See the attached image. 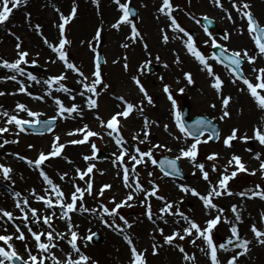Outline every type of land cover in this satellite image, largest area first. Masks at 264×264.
Segmentation results:
<instances>
[{
  "label": "snow or ice",
  "instance_id": "6c2138e0",
  "mask_svg": "<svg viewBox=\"0 0 264 264\" xmlns=\"http://www.w3.org/2000/svg\"><path fill=\"white\" fill-rule=\"evenodd\" d=\"M28 0H0V26H4L12 15L14 9H19L27 5ZM116 4L120 15L111 24V27L116 30H120L122 25L129 26L130 33L126 37V42L121 46L124 49H128L130 44H135L137 42H143L144 37L142 33L138 30L137 25L134 21V17L137 15L136 9L132 6V0H113ZM190 2V0H189ZM212 2L220 8H223L221 0H212ZM92 3L99 8V0H92ZM172 0H160L159 6L156 11L160 15L167 18L168 24L166 25L171 31L177 35H174L172 39H180L185 45L186 51L202 66V70L207 72L210 79V87L217 93L220 105L221 114L219 120L223 121L231 117V112L229 111V104L232 101L231 95L223 94V84L224 81L213 70V65L209 63V57H207L198 47L193 37L185 30L184 27L177 21V18L173 15L175 8ZM231 8L236 11L239 19L244 23L237 27L236 31L239 34H243L245 31L249 34L250 38L253 40L255 48L258 49V54H250L247 48H239L231 50L230 55H225V46L219 44L216 38L213 36L212 32L208 30V26L204 25V31L210 38L205 43H210L211 46L221 49L219 54L213 53L211 56L212 60L225 65L233 74L232 83L237 81H242L246 88H241L240 91H246L252 100L255 102L256 107L264 112V67H253L252 72L255 74L254 80L247 78L243 72L242 64L247 62L249 65H254L258 57L264 58V25L256 18L252 11V5L250 0H231ZM59 14V22L57 23L58 28V38L55 43L50 42L49 39L44 36L41 31V25L35 24L31 25V14L25 13V19L29 23L30 27H33L42 37L43 43L56 54V60L63 63L67 70L75 73L78 76L77 83L81 86V91L77 94L84 98V107L80 104L72 103L70 106H66L64 102L59 98L52 96V89L54 85H57V91H62L64 93L70 94V99L75 101L76 95L71 94L72 89L67 87L62 81H64L67 76L65 72H61L57 75H51L47 79L41 81L36 75L27 71L22 65H27L29 63L36 64L37 60H29V52L24 50L22 47L23 41L15 33H10L14 36L17 43L15 44L16 58L13 60H8L0 57V68L7 69L13 72V75L0 76V80H11L19 84L18 91L20 93H25L28 96L33 97L37 100H44V96H33V93L28 91L27 86L23 80H18L19 76H26L29 81H34L37 84L43 82L47 85L46 95L51 97L56 105L57 115L51 116L46 120H41L43 114L41 112L32 111L23 103H17L16 109L20 112L27 113L28 117L32 119L18 118L16 114H9L6 110H0V115L6 117L5 126L0 127V134L7 133L10 131L8 125H14L18 131L14 134L18 137L20 133L25 132L28 128H36L39 125H43V128L49 132L53 131L55 121L58 118L67 119L68 117L75 114L76 116H82L84 108L88 110H96L99 108L98 99L103 91H106L110 85L104 82L102 76V57L98 50V43L102 38V22L101 26L98 27L89 41H82V43H87L88 48L93 53V66L92 71L89 75L77 66L76 63L72 62L69 58L67 47L71 46L72 41L66 35V26L72 21L77 15V5L75 0L71 6L70 12L66 15L60 11L59 8L55 9ZM227 14V19L235 24V20L230 11L224 9ZM159 19V16H157ZM208 20V24L212 21ZM199 23V21H197ZM161 38L162 41L167 44L170 40L169 34L163 28H161ZM223 39L225 41L230 39V34H226ZM130 42V43H129ZM143 49L147 52L148 44L146 42L142 43ZM151 55V53H148ZM39 55V53H37ZM123 68L125 71L128 70L127 56L124 58ZM159 60V56L156 57ZM56 60H51L52 63H56ZM227 61V64L225 62ZM118 61L114 60L113 63ZM106 63V61H104ZM150 63L145 61L138 67V72L142 73L145 70V66ZM175 63L180 64L181 60L179 55L176 56ZM165 67L168 65L165 64ZM187 83L189 85L194 83L193 76L191 72L183 73ZM133 83L137 86L139 92L142 94V100L138 103H133L125 99L124 96H116V100L121 102V107L119 110L114 111L110 116L105 119L100 116L98 112L94 113L99 125L104 129V133L92 130L88 124H84L82 127L76 128L73 131L66 133L68 136H75L81 134L79 139H71L64 143H61V138L59 135H55L51 144V148L48 152L39 151L35 159L28 158L25 156L15 155L20 159L26 161L27 165L31 168L38 170L39 176L42 178L44 184L49 186L48 188L42 189L44 194H39L36 192L35 188L30 190V195L38 202H42L44 209L41 211L35 207H32L29 203L27 197L21 199L20 192H14L15 196V207L22 213L21 217H15L13 212L0 209V227H4L8 222H12L15 228V232L8 235H0V241L3 245H0V264H15V261H21V264H98V261L93 260L89 255L84 254L81 251V247L78 245L77 241L83 239L86 242H90L96 236V233L91 229H88L86 235L81 237L77 231L78 225L72 222L71 213L73 212H91L97 213L99 210L100 219L103 221L106 227L113 229L114 231L123 235L124 241L127 242L130 251L129 264H147L146 252L147 249H138L133 241V237L128 233L127 230H131L136 220L129 221L124 215L120 213V209L127 206L133 207L135 201V196L138 193L144 194V199L135 201L139 203L140 206L144 208L143 215L148 221H150L154 227L152 229L153 233H159L163 239V243L166 245H174V247L182 254L183 260L191 261L192 264H197V258L195 254H189L185 248L180 244H174L176 240H184L186 237H191L190 243L196 245L197 240H201L206 247H201L197 245L199 250L204 253L210 260V264H238L239 257L247 254L249 252V245L251 241L247 238H242L240 234V229L237 222L241 221V212L237 204H232L230 207L231 213L234 214V221L230 220L227 216H224L225 208L220 207L214 200L222 196H232L234 193L229 188V181L237 176L239 172H249L245 163L242 162L240 155L232 154L231 158L227 161L223 170L220 171V176L218 180L213 183L209 180V171L206 170L205 163L198 162V145L201 143H207L210 140L216 139L220 140L219 130L212 126L205 118L193 120L189 126L182 117L181 111L177 108V101L173 96V92L170 90V86L165 84L163 86V92L167 94V98L171 101L172 109L174 111L175 126L178 129L180 135L173 136L176 141L183 142V146L178 148V154L173 159L165 158L161 162V171L165 176H172L180 174V168L178 167V161L187 158L192 164L193 168L201 173L202 179L208 182V189L206 193L202 194L195 187L187 184H179V190L184 194H190L191 196L197 197L201 202L203 208L209 218L204 222L202 227L193 218L188 216L185 212L180 210V204L182 200L171 201L165 196L159 195V184L155 180H149L148 183L150 187L148 189L144 188L143 184L140 182L139 174L136 173V166L143 165L145 168L148 167L149 162L152 165L157 164V160L154 157V151L157 149L172 152L173 149L164 143H152L149 140L150 127L156 123V121H150L147 116H144V105L145 102L148 105L153 104V99L148 93L143 83L141 82L139 75H133L131 77ZM162 79V77H161ZM179 82V81H178ZM98 88L100 91H98ZM180 93L185 91L184 88L178 90ZM5 95L4 92L0 91V96ZM211 107L215 108L216 105L212 104ZM139 113L143 117L142 127L139 132L132 136L133 141H136V145L129 146L124 136L121 134V119L126 120L133 112ZM165 130L168 129V125H164ZM211 129V133L206 139L202 140L203 134ZM240 129L233 127L230 129L229 133L226 134L222 143L225 147L231 148L233 146V141L240 139L243 142H248L250 139L258 141L260 145L264 146V117L258 125L253 128V136L249 137L247 134H242L238 136ZM108 137L114 139V143L118 146L117 153H113L115 159L113 164L116 165L120 171L117 175L121 176L122 184L129 191L120 200L116 201L115 197L111 198V203L113 207L109 208L103 203H99L98 208H88L84 204L85 194L92 196L93 194V183L92 176L96 165L94 163H88L84 170L80 168L75 169V173L80 181L84 182V186H80L75 183V177H69L68 182L72 184V190L66 195L64 190H62L60 184L55 183L53 179L48 175L42 165L49 160L50 157H59L62 154V150L65 148L66 144L78 145L89 142L90 137L103 138L104 134ZM142 136V138H141ZM191 140V143L188 141ZM18 140L9 141L8 139H3L0 143V148H3L9 143H18ZM148 144L146 150H142L139 145ZM91 149L90 155H84L83 159L85 161H93L96 159V153L98 152L97 145L95 143L89 144ZM34 145L29 144L28 148H33ZM130 148L132 149L130 151ZM251 151V149H247ZM127 157V162L125 160ZM219 157V153L213 152L206 157L207 161H215ZM255 159L260 160V153H255ZM128 162L131 163V169L128 166ZM234 166V170L229 172V168ZM165 168L170 169V171H165ZM262 175H264V160H261L259 169ZM130 171L136 173V175L130 180ZM211 171L217 172V166L215 163L211 165ZM256 170H252L251 174H255ZM13 169L11 166H6L0 163V174L3 178L11 181ZM195 175V172L193 173ZM148 176L152 177L153 173L148 172ZM65 177H68V173L64 172L60 174V180L64 181ZM87 177L88 179H85ZM14 183V181H13ZM112 185L105 183L101 188L97 190V195L102 197L104 191L111 189ZM256 190L242 191L238 193L241 197H259L264 200V188L259 184L255 186ZM149 197H155L162 202V206L158 209L160 215L158 219L163 221L164 224H168V220L165 216L177 217L173 221L174 224H180L181 221L184 222L181 227L174 229L169 234H164V229L161 228L156 220L153 219L155 215L152 210V205L150 203ZM80 202L79 205L77 202ZM23 205V206H22ZM110 217L111 220L105 219L104 217ZM31 217V220L29 219ZM6 218V219H5ZM261 218L264 220V213H261ZM16 219L21 220V224L27 230L31 239L34 241V248L37 250L34 254L33 247H29L25 243V253L27 258L22 257L16 247L11 241L15 238L19 241H26L25 231L21 229V224H16ZM54 219H60L65 222L66 231H57L53 226ZM117 219L121 223H117ZM223 220L224 223L229 224V231L231 235L228 237L226 243L217 244L213 239V230L218 224ZM32 224L43 225V228L33 229ZM4 231H7L4 227ZM250 231L254 234L256 242L264 245V228H259L255 223L250 226ZM42 237L44 239L42 240ZM58 240H66L67 244L70 245L71 251L65 253V258L60 259L56 256L53 249H59V244L56 243ZM153 243L151 244L153 255L158 253V250L163 245L156 242V236H152ZM229 245L232 249H238L234 251V254L230 258H227L223 262L218 256V251H229ZM63 251L62 249H59ZM73 253H75L76 258H73Z\"/></svg>",
  "mask_w": 264,
  "mask_h": 264
},
{
  "label": "bare ground",
  "instance_id": "6f19581e",
  "mask_svg": "<svg viewBox=\"0 0 264 264\" xmlns=\"http://www.w3.org/2000/svg\"><path fill=\"white\" fill-rule=\"evenodd\" d=\"M85 1V0H84ZM42 4L44 3V0H41ZM46 2V1H45ZM141 4L142 5V23L141 25L143 26L145 30L144 34V40L143 42H146L148 44V49H150L152 56H159L161 53H159V50L156 49L155 45H160L164 44V48L167 49V54L164 58L161 56V60L163 61L164 64L170 65L171 63L175 62L176 56L179 55L181 63H184L185 61L187 63V66L192 68L194 70V76L196 80L198 79L200 82L203 80L210 81V77L207 75V72L202 70V66L199 65V63L186 51L185 45L180 39H170L167 44H165L162 41L161 38V28H163L165 31L168 32L169 35H177L171 31L166 25L169 23L167 18L164 17L163 15H160L157 13L156 9L159 6L160 0H135V4ZM204 5L202 6L203 11H206L207 9V3L205 0H203ZM261 7H264L263 2L257 3ZM50 6V4H48ZM105 10L107 12H111L114 7L112 5H106ZM215 9V8H214ZM38 15L42 14L45 18L46 16V10L41 11L40 9L35 11ZM69 12V11H68ZM28 13V12H26ZM87 14V13H86ZM120 15V12H119ZM118 15V17H119ZM264 20V12L261 14ZM157 16H159V19H157ZM117 17V18H118ZM14 18H15V25L18 27H24L27 25V21L25 19V12L22 13V10H15L14 9ZM88 20H84L82 22H79V31L81 33L86 32V29L89 24L91 23H101L102 20L99 22H96L93 19V15L90 13V15L87 17ZM44 26L41 27V31L43 32L44 36H46L50 42L55 43L58 38V28H57V23L58 21H52V20H47L43 19ZM114 23V22H113ZM240 25L243 24V22H239ZM77 26V24H76ZM108 27L112 28L111 25H108ZM107 27V28H108ZM5 26H0V57H3L5 59H8V53H6L3 48L6 47V51L10 52L11 54H15L16 49H15V44L17 41H15L13 38L9 36V34L4 30ZM109 30V29H108ZM57 31V34H56ZM78 31V28H77ZM117 34L112 36L110 40L116 41L114 43L115 47L119 48L118 46H121L124 42H126V37L130 33V28L126 25H122L120 30H116ZM35 35L37 36L40 35L38 32H34ZM87 33V32H86ZM235 37V36H234ZM232 37V39H234ZM143 42H137L133 46L132 50L135 55L141 56L144 49L142 46ZM233 42V40H232ZM130 43V42H129ZM131 45V44H130ZM23 46V44H22ZM26 48H28V52L31 56L32 55H37L39 53L40 59H41V64L43 66V71L40 72V80L43 81L44 79H47L51 75H57L60 74L61 72H65L67 78L73 79L75 83H77L78 76L74 75L70 70H67L65 66L58 62L56 60V55L52 51H49V48L46 44L43 43L42 37L37 39V41L34 43V48L31 49V33L29 34V42L27 44H24ZM232 46L230 45V48ZM111 51V48L109 47L108 52ZM112 53V52H111ZM159 53V54H158ZM171 57H170V56ZM174 56L175 59L172 60V57ZM10 60V57L9 59ZM51 60H56V63H52ZM11 61V60H10ZM91 61L93 62V56H91ZM209 63L212 64L211 60H209ZM93 65L87 60L85 63V68L86 75H89V71ZM213 69L217 74H222L223 71V77L222 80H230V76L226 71V68L223 65H213ZM13 75L14 73L4 69L0 68V76H5V75ZM26 76H19L20 80H23L27 88L31 87H36L42 90L45 95H46V89L47 85L43 84L41 82L40 84H37L34 81H29L27 78H24ZM195 81L192 85L198 86L199 85V90H204L207 91V93L211 90L209 87L208 83L206 82L205 84H202L200 86L199 81ZM65 81L69 82L72 86H75L77 88V92L81 91V86L75 85L73 82L65 79ZM133 86V85H132ZM19 84L15 81L11 80H0V91L4 92L5 95L0 96V107L1 110H6L9 112V114H12L13 111H18L16 109V104L17 103H23L27 105L29 109L32 111H37L41 112L43 115L41 117H51L54 115H57V111L54 110V101L51 97L47 96L45 97V101L42 102L41 100L34 99L31 96H26L24 93H20L18 91ZM56 86H53L52 89V96L59 97L66 106H70L72 103H77L80 104L81 107H84L83 101L84 98L77 95L75 101H72L71 99L67 98L61 91L56 90ZM230 91H233L231 88H228ZM131 91L128 90V88H123L121 91L118 92V94H129ZM35 96V95H33ZM112 98L111 95L102 97V100L99 102V108L96 110H88L86 107L84 108L83 115L82 116H76L75 114H72V116L68 117L67 119L63 118H58V125L56 126L55 130L52 131L51 133L41 136L40 135H35L33 133H29L26 135H23L20 140H18L17 136L14 134L16 131L13 130L14 125H8L10 131L7 133L0 134V143L3 142V139H8L9 141L13 140H18V143H9L5 145L3 148H0V163L5 164L6 166H11L13 169V174L15 176V182L13 183L12 181H8L7 184H4L6 187H8L7 191H10L12 194L14 192V189L12 188L13 186H16L20 189V193L22 194L23 197H27L29 199V203L32 207H35L37 209H40L43 211L44 207L43 205L36 201L31 195H30V190L35 188L36 192H41L44 194L42 189L48 188L46 184H44L42 178L38 174V170L29 167L28 165L17 158V156H12L10 153H19L21 156L25 157H30L32 159H35L38 155L39 151H44L45 148H49L52 144L53 138L55 135H59L61 138V143H64L68 140L71 139H79L81 138V134H77L75 136H68L66 133L69 131H73L76 128L82 127L84 124H88L89 127L94 130L98 131L101 133H104V129H102L99 125L98 120L95 117L96 112H98L100 115H103L105 119H107L110 114H112L114 111L119 110V104ZM248 105L247 108L240 114L241 116L238 118V122H235L234 126H239V125H244L246 131L249 132L250 135L253 136V128L254 126L258 125L261 121V118L264 117L263 112H261L255 105L254 101L250 96L247 98ZM164 102V101H162ZM169 107L165 104L162 108V111L159 115V117L162 118L163 124L162 126L159 127V129L163 130L166 135L164 139L168 141L167 145L171 147L172 149L174 148L173 146L176 147L177 152H178V147L183 144L181 141H176L173 139V136L175 135H180L178 129L176 128L175 124H171L169 121ZM25 113V112H24ZM134 115V116H133ZM20 116V115H17ZM158 117V116H157ZM6 117L0 115V127L5 126V121ZM122 123H126L127 126H131L134 128L135 132H139L140 128L142 127L143 121L140 119L139 115L135 116V111L126 119H121V127ZM168 125V129L165 130L164 125ZM97 138L99 141H102L101 138L99 137H90L89 142H86L84 144H78V145H71V144H66V151L65 154L62 158L59 157H50V159L46 163V171L48 175L53 179L55 183L60 184L62 190H64L65 194L67 195L71 190H72V184L68 182L69 177H75V183L79 184L80 186L83 187L84 182L80 181L78 176L75 173L76 168H80L81 170H84L86 168V165L88 163H96L93 161H85L83 159L84 155H90L91 154V149H90V142H98ZM206 137H204L205 139ZM103 141L106 142V148L107 151L109 152V159L108 161H100L99 163V168L94 169L92 175H96L100 180L103 179L101 182V187L105 184H111L112 187L111 189H108L109 191H112L111 197H116V201H120L125 194L129 191V189L125 188L122 184V179L121 176L117 175V172L120 171V169L113 164V160L115 159L113 153H117V147L114 143V139L110 138L107 136L105 133L103 135ZM181 143V144H179ZM32 144L34 145L33 148L29 149L28 145ZM128 145V144H127ZM219 148L223 149L222 146H219ZM101 151V149H100ZM131 151V150H130ZM176 150L173 149V152ZM59 158V159H57ZM125 160L127 162V157H125ZM183 161H186L184 159H181ZM50 161V162H49ZM129 168H131V163L128 162ZM67 172L68 177H65L64 181L60 180V174ZM93 176L92 177V182H94V188L97 191L98 190V183H97V177ZM135 176L130 171V180ZM86 178V177H85ZM144 188L148 189V184L143 183ZM11 194V197H12ZM173 192L168 193L165 192L164 195L168 200L174 201L173 200ZM122 196V197H119ZM5 191H2V188H0V205H6L8 209L13 212L15 217H19L18 213L19 210L13 206L12 204V198H11ZM144 194L143 193H138L135 196V201L143 200ZM184 198V197H181ZM187 199V198H186ZM134 201V202H135ZM231 199H227L226 197L224 199H221V203H229ZM237 202L241 203H246L249 205L248 209L250 212H248V215H250V218L253 219L252 222H250V225L255 223L257 227L259 228H264V220L261 218V213H264V200H260V198L256 197H250V198H245V197H240L239 199H235ZM78 203V202H77ZM136 203V202H135ZM85 204V203H84ZM139 204V203H137ZM79 205V204H78ZM152 205V210L153 213L155 214L153 216V219L156 220V223L160 226L161 225V220L158 219V209L162 206V202L158 199L155 200V202ZM87 207V204H85ZM89 207L96 208V205L92 203L89 205ZM135 213L140 216V219L142 220L141 223L136 222L135 227H133V233L135 235V238L137 240L136 246L138 249H148V247L151 246L153 243L152 238L150 236L155 235L156 236V242L163 245L162 247L159 248L158 252H162L164 256H167L171 253V248L170 245H166L163 243L162 237L159 235V233H153L152 229L154 225L146 219V217L143 215L144 212H141L139 207H135ZM138 211V212H137ZM229 211V210H226ZM243 212V211H242ZM203 213H206V210H203ZM226 213L229 212H225ZM224 215V216H225ZM72 216V222L74 224H77L79 227L77 231L79 232L80 236L83 237L86 235V232L88 229H91L92 231H101L102 235L104 236V242L102 244H94L92 241L86 242L83 239H79L77 241L78 245L81 247V251H85L87 255H89L93 260L98 261V264L102 263H110V264H129V257H130V251H129V246L127 242L124 241L123 235L114 231L113 229H110L106 227L103 223V221L100 219V213L99 211L97 213H91V212H73L71 213ZM205 216H202L203 219H205ZM105 219H108L109 221L111 220L110 217L105 216ZM209 218V217H208ZM230 220H233V217H228ZM6 219V218H5ZM31 220V217L29 218ZM165 219L168 220V224L164 225L162 224L160 227L164 229V234L167 235L174 229H178L180 227V224H174L173 221L175 219H178L177 217H171V216H165ZM21 220L16 219L15 223L20 224ZM131 222V221H130ZM0 223H3L0 221ZM239 224V222H237ZM53 225L55 226L57 231L60 232H65L66 227H65V222L60 220V219H54ZM229 225V224H228ZM33 229L37 228H43L45 226L43 225H36L32 224L31 225ZM239 226V225H238ZM4 227H6L7 231H4ZM4 227H0V230L4 232V234H12L15 232L14 225H11L9 222L4 225ZM228 229V227H226ZM23 231H25V228H21ZM128 231V230H127ZM250 231V230H249ZM248 231V233H249ZM28 233V232H27ZM98 233V232H95ZM151 234V235H150ZM250 241L251 244L249 246V252L245 255H243V259L246 264H264V245H261L256 242V239L254 237V234L251 232L250 233ZM26 241H19L16 240L15 238L11 241V243L14 244L16 247L18 253L22 257H26L25 253V243L28 244L29 247H33L34 252L37 251L34 248V241L31 239L30 235L26 234ZM44 237H42V240ZM56 243L59 244V249H62L63 251L59 249H53L52 251L55 252L56 256L60 259L65 258V253L71 251L70 245L67 244L66 240H58ZM202 247V246H201ZM200 253H202L200 250H198ZM176 250L173 256L176 257ZM73 258H76L75 253H73ZM105 261V262H104ZM48 264H51V261H48ZM197 264H210L209 258L205 259L203 256H201L198 259Z\"/></svg>",
  "mask_w": 264,
  "mask_h": 264
},
{
  "label": "rangeland",
  "instance_id": "374dc122",
  "mask_svg": "<svg viewBox=\"0 0 264 264\" xmlns=\"http://www.w3.org/2000/svg\"><path fill=\"white\" fill-rule=\"evenodd\" d=\"M179 1L180 0H177L176 2L178 3ZM187 1H189V0H187ZM122 2H123V0H122ZM75 3L77 5L78 11H77L76 17L71 22V25L69 28L70 33L68 34L69 39L72 41L71 46L67 47V51H68L70 60L72 62L78 64L80 66V68L85 70V71H86V68L84 66H85L86 61L88 60L90 63H92V61H91L92 52L88 48L87 43H82V41L91 40L92 36L95 33V30L101 26V23L89 24L87 29H86L87 33L86 32L81 33L79 31V22H82L85 19L88 20L87 17L91 13L93 15V19L96 22H99L100 20H102V28H103L102 38H101V41L98 43L97 47L100 51H103V53L105 54L106 63H104L103 69H102L103 70V79H104L105 83L110 85V87L106 91H103L101 93V95L99 97V102L102 100V97H106V96L111 95L112 98H115L116 96L122 95L126 99L130 100L131 102L138 103L140 100H142L143 97H142V94L139 92L137 86L133 83L131 77L133 75H139L141 82L143 83L144 87L146 88V90L148 91V93L151 95V97L153 99L152 105H148L146 102L144 105V116H147L150 121H156V123L150 127L149 140L152 143H164V144L168 143V141H166L164 139L165 136L167 138L166 133L162 129L161 130L159 129V127L162 126V124H163V120L161 117H159L158 114L161 113L162 109H160V108H162L165 104L169 107L168 108L169 113H170L169 121L171 122V124H175L174 111L172 109L171 101L168 100L167 94L163 92V86L165 84L170 86V90L173 92V96L177 101V108L181 112L183 109L184 99H186V98L191 99L190 100L192 102L191 116H193L197 113H200V112L206 113L207 115H209L210 117H212L213 119H215L216 121H218L221 124L222 129H223V133H222L223 137L226 134H228L230 129L233 127H237L240 129L238 136H240L242 134H247L249 137H252L249 135V133L246 132L244 125L234 126L235 122H238V118L241 116V115H239V113H241V110L244 108V107L240 106L241 105L240 102H236L232 97V101L229 104V111L231 112V117L229 119H226L223 121L219 120V116L221 114V105H220L219 97H218L217 93L215 92V90H212V92L209 94V92L206 93L204 90H201V89L199 90V88H198L199 85L198 86H194L192 84L189 85L187 83V80L185 79L183 73L184 72H191L192 76H194V70L192 68H190V66L188 67L187 63L185 61H183L184 63H180V64H177L175 62L171 63L170 65L167 64L168 66L165 67L164 66L165 64L161 60V56H162V58H164L166 55H168L167 49L164 48V46H165L164 44L155 45L156 49H158L159 53H161L159 55V58H160L159 60L156 59L157 56H152L150 49H148L147 52L144 50L141 56H138V55L134 56L132 48L135 44H131L128 49H124L122 46H118L119 48L115 47L114 43L116 41H114V40L112 41V40H110V38L112 36L116 35L117 31H116V29H113V28H109V30L107 28L108 25H111L113 22H115V20L117 19L118 15H119V10H118L116 4L113 2V0H99V8L98 9L92 3V0H85L84 3H83V0H75ZM109 3H110V5H112L114 7V9H112L111 12H107L105 10L106 9L105 6L109 5ZM189 3L192 6H194L196 9V11H193V14L195 16L199 15L200 14V12H199L200 7L203 5V4H201L202 2L200 0H190ZM250 3L252 5V11L255 12L256 6H254V5L257 3V0H250ZM48 4H50V6ZM72 4H73V0H44L43 4H42L41 0H28L26 6H23L19 9H15V10H20V11L22 10V13H24V12L30 13L31 14V25L39 24L41 26H44L43 19L52 20L53 22L58 21L59 14L56 12V10H55L56 8H59L61 12H63L64 14L67 15L70 12ZM137 7H139V6H137ZM139 8H141V7H139ZM180 8H181L180 15L178 16L177 13L174 15L178 18L180 23L183 22L184 26H186L185 22L191 23V24H193V27L199 31L201 38L196 42L197 47H204L205 46V50L203 52L210 59V56H211L210 49H209V51L206 50L209 43H205V41H208L210 38L207 36V34H205V32L203 33V31H201L202 28L199 24L194 23V22H192L186 18L187 17L186 9L182 6H180ZM39 9L41 11L46 10V16H47L46 18L42 14L38 15L35 12ZM208 11H210V10L208 9ZM228 11L231 12L233 19L235 20V24L232 21L227 19L226 12L224 15H222L221 20L223 22L225 21L228 23V25L227 24L225 25L227 27V30H226L227 34H231V32H232V36H235L236 34L234 33V27L237 25V20L239 19V16L236 13V11L231 8V5L228 6ZM256 15L259 18L260 22L262 21L261 22L262 25H264L263 20L260 19V16L258 14V10H257ZM76 24H77V26H76ZM140 25H141V23H140ZM181 25H182V23H181ZM4 26H5L4 30L9 34V36L11 38H13L15 40L14 36H12L10 33H15L17 36H19L21 38V40L23 41L22 47L26 51H28L29 49L26 48L24 46V44H27L29 42V34L31 33V49L32 48L35 49L33 45L37 41V39H39L41 36L37 34V31L33 27H30L29 23H27V25L24 27H18L17 25H15L14 10H13L12 15L9 17V20L5 23ZM218 27L214 30L215 32L220 31V27L219 28ZM77 28H78V31H77ZM138 28H139V31L143 35L145 33L143 26L141 25ZM142 29H143V31H142ZM34 32H36L37 36L35 35ZM56 34H57V31H56ZM213 36H216V35L213 34ZM169 37L171 39L173 37V35L172 36L169 35ZM232 40H233V42H232ZM222 42L224 43L225 47H227V46L229 47V43L231 42L230 44L234 49L247 48L249 50L250 54H258V51H256V52L252 51V49L254 48V42L249 37L247 31H245L242 35L238 34L237 36L234 37V39H232L231 36H230V39L227 41H225L223 39ZM247 43L250 45V47L248 46ZM106 47L107 48L110 47L111 51L108 52V49L106 50ZM6 49H7L6 47L3 48V50L6 53H8V59H9V57H10V60L15 59L16 53L11 54L10 52H7ZM230 50H233V49H230ZM49 51H51V50L49 49ZM34 53L37 54V51ZM148 53H151V55H149ZM125 56H127V63L129 65L127 71H125L123 68V63H124L123 58ZM259 58L260 57H258V59L256 60L257 63L260 62ZM28 59L29 60H32V59L37 60L36 64L40 65L39 69L37 71H34L32 69V67L35 64H31V63H29L27 65H22V67H24L27 71L36 75L37 78L40 79V76H41L40 72L43 71V66L40 63L41 62L40 56L39 55H32V54L30 56V54H29ZM173 59H175L174 56L172 57L171 62ZM114 60H116L118 62L113 63ZM145 61H149L150 63L157 65L158 70L155 72L149 70L147 68V66L149 64L148 63L145 66V70L142 73L138 72L139 65L144 63ZM256 62L254 65H249L246 62L247 67L249 66L248 67V75L252 72L251 71L252 68L254 66H256ZM261 66L264 67V64H262ZM91 71H92V67L89 71V74ZM85 73H88V71ZM74 75H76V74L74 73ZM161 77H162V79H161ZM24 78H27V77H24ZM66 79L73 82L75 85H78V83H75L74 81H72L73 79H71V78H66ZM193 80L197 81L198 79L196 80L195 78H193ZM203 82H205V81L203 80ZM208 82L209 81H207V83ZM225 82H228V81H225ZM62 83H64L67 87L72 89L71 94H74L77 97L78 92H77V88L75 86H72L69 82H67L65 80L62 81ZM201 85H202V83L200 82V86ZM223 87H225V85H223ZM123 88H128V90L131 89V91L129 92V94H124V95L123 94H117ZM180 88H184L185 91L183 93H180L178 91ZM28 91L33 93V95H35V96H37V95L44 96V100L42 102L45 101L46 95L39 88L31 87V88H28ZM98 91H100L99 88H98ZM61 93H63L67 98L70 99L69 93H64L62 91H61ZM223 94L229 95L228 91H226V90H223ZM24 95L28 96L25 93H24ZM195 96H197V97H195ZM114 100L116 102H118L119 108H120L121 102H119L116 99H114ZM162 101H164V102H162ZM212 104H215L216 107L215 108L211 107ZM0 110H1V107H0ZM54 110H56V105H54ZM12 114L20 115L18 117L23 118V119H32L31 117L27 116V113H24V112L13 111ZM136 115H139L140 119L143 121V117L139 113L135 112V116ZM101 117L105 118L103 116H101ZM122 128H123L124 133L126 134L125 136L127 138H129L128 145L129 146L136 145L137 142L133 141V139H132V136L137 134V132L134 131V128L131 126L130 127L127 126L126 123L122 124ZM13 130L18 131V129H16L15 126H14ZM23 135H26V134L20 133L17 139L20 140V138ZM41 136H44V135H40V137ZM0 138H2V137H0ZM141 138H142V136H141ZM222 139L223 138H221V140L218 141L217 143L208 141L207 143H201L200 145H198L197 160H198V162L205 163L206 170L209 171V180L210 181L215 183L218 180V178L220 176L219 170H223L224 166L227 164V161L231 158V155L233 154L231 149H237V150L241 151L242 154L241 153H235V154L241 156L242 162L245 163L246 167L248 169H250V171L256 170L257 164L259 162V160L255 159V153L257 151L256 149H257V147H260L261 149L263 148V146L260 145L258 141L250 139L248 142H243L240 139H237V140L233 141V146L231 148H227L223 145ZM97 141L99 142V145L101 146V148H103V150L105 151V153L107 155L103 159H99L98 156L96 155V159H94V162L96 163V168H99L100 161H108L109 152L107 151L106 142L103 141V138H102V141H99V139L97 138ZM191 142H192L191 140L188 141V143H191ZM250 143H252L253 147H250L248 145ZM179 144H181V143H179ZM221 145H222L223 149L219 148V146H221ZM182 146H183V144H181L180 147H182ZM139 147H141L142 150H146V148L148 147V144L139 145ZM173 147H174L173 149L176 150L175 151L176 153H174L173 151L172 152H166V151H163L160 149L155 150L154 151V157L157 160V162H158L159 156H161V155H170L173 157L176 156L178 154V152H177L176 147L175 146H173ZM50 148H51V146L49 148H45V150L48 149L47 150V152H48L50 150ZM247 149H251V151H248ZM130 150H132V149L130 148ZM65 151H66V147L62 150V154H61V156H59V158H62L64 156ZM213 152L219 153L218 159L215 161H207L206 157ZM10 154L12 156H15V153H10ZM245 154H252V159L255 161L254 165H251L250 161H248L247 163L244 162ZM28 158H30V157H28ZM59 158H57V159H59ZM49 159L51 161V158H49ZM184 160H186V161L180 160L181 161V167L183 168V170L186 174L183 179H179V178L173 179L171 177L165 176L163 174V172L161 171V168L158 165V163L156 165H152L149 162V165L147 168H145L143 165H137L136 166V173L139 174L140 182L146 183V185L148 184V188L150 187L148 181L150 179L155 180L156 183H158L160 186L159 195H162V194L164 195L165 192H168V193L173 192L172 195H173L174 201L182 200V203L180 204V210L185 212L188 216L193 218L196 222H198L203 227L205 220L208 218V215L205 217V219H203L202 216H205L207 213H205V214L203 213V210H205V209L202 206V202L197 197L191 196L190 194L182 193L179 190L178 185L179 184L190 185L192 187H195L202 194H204V193H206V191L208 189V182H206L202 179L201 173L198 170L193 168L192 164L188 161L187 158H184ZM22 161L27 166L26 161H24V160H22ZM213 163H215L217 166V169H218L217 172L211 171V165ZM45 168H46V166H45ZM232 170H234V166L229 168V172H231ZM149 171H151L153 173L152 177L148 176ZM194 172H195V175H193ZM136 173H133V174L136 175ZM247 174H248V175H246L247 177H242L238 173V176H236L237 178L236 179L233 178V184L231 186L232 187L231 191L234 193V195L218 197L214 200V202L217 203L220 207L225 208V212H229V213H226V215L224 212L223 215H225L227 217L231 216V217H233V219H234V214L231 213L230 207L232 204L238 205L240 212H241V221L238 224L241 237L247 238L250 240V237H251V235H250L251 231H249L250 226H251L250 222H252L253 219L250 218V215H248V212H250L248 209V205H246L245 203L241 204L240 202L235 201V199L239 198L238 193H240V191L242 192L244 189H246L247 191L251 190L250 186L255 187L257 185V184H251L250 182H258V181L264 182V175H261V176H259V174L252 175L250 172ZM249 174H250V176H249ZM91 176L93 177L92 174H91ZM94 176H96V175H94ZM85 179H88V178H85ZM8 181L9 180L4 179L2 174H0V188H2V191H5L11 197L12 193L10 191H7L8 187H6L4 185V184H7ZM11 181L15 182V176L13 173H12ZM102 181H103V179H101V180L99 178L97 179L98 189L101 188L100 184ZM92 183H93V194H92V196H88L87 194H85V197H84V203L87 204V207L91 208V207H89V205H91L92 203H94L96 205V208H98V209H99V203H103V204L107 205L109 208L113 207V204L110 202L111 198H112L111 197L112 191L105 190L104 195L102 197H100L96 194L97 191L94 188V182H92ZM234 184L235 185L237 184V186L234 187L233 186ZM259 185L264 187V183H259ZM12 188L14 189V192H17V191L20 192V189L18 187L13 186ZM14 192H13V194H14ZM38 193L43 194L41 192H38ZM13 194H12L11 198H12V204H13V206H15V199L16 198L13 197ZM119 197H122V196L119 195ZM181 197H184V198H181ZM225 197L227 199L232 198L230 201V202H232L231 205L226 204V203H221V199H224ZM22 198H23V196L21 194V199ZM148 199L150 200L151 204H153L156 200L155 197H149ZM260 200H262V199H260ZM79 203L80 202L78 201V204ZM132 203H134L133 207L125 206V207L120 209V213L122 215H124L129 221L136 220V222L141 223L142 220L140 219V216H138L135 213L134 209H135V207H139L141 209L140 211L144 212V208L142 206H140V204H137L135 202H132ZM243 204H245V205H243ZM0 209H5V210L10 211L6 205H3V206L0 205ZM226 210H229V211H226ZM18 216L19 217L22 216V213H20V211L18 213ZM116 222L121 223L118 219ZM162 224H164V223L161 222V225ZM183 224H184V222L181 221L180 227ZM164 225H166V224H164ZM133 227H135V224L133 225ZM226 227H228V229ZM229 227H230V225L224 223L222 220L221 223L218 224L217 227L213 230V239L217 244L226 243V240L231 235V233L229 231ZM132 231H133V228L131 230H128V233L133 237L134 243H137L135 235ZM248 231H249V233H248ZM93 232H98L101 237L98 241H96L93 238L92 242L94 244H97V245L102 244L104 242V239H105L104 236L102 235V232L101 231L100 232L99 231H93ZM25 233L28 235L26 229H25ZM0 235H6V234H4V232L2 230H0ZM150 238H152V236H150ZM191 239H192L191 237H186L182 241L181 240L174 241V244L182 245L190 255L195 254V256L197 258V262L201 256H203L205 259H207V256L204 253H200L198 251L199 248L197 247V245L202 246V247H206V245H204L201 240H197L196 245H193L190 243ZM0 245H3L2 241H0ZM170 248H171V253L167 256H164L162 252L161 253L158 252L156 255H153L151 246L148 247L147 252H146L147 264H192L191 261L183 260L182 254L179 253V251L174 247V245H170ZM229 249H230L229 251L219 250L218 256L222 262L224 260H226L227 258H230L231 255L234 254V251H238V249L233 250L231 245H229ZM175 250L177 252L176 257L173 256V254L175 253ZM82 252L84 254H86L85 251H82ZM35 253H36V251L34 252V254ZM24 258L26 259L27 255ZM6 264H10V262H6ZM102 264H110V263L108 262V263H102ZM238 264H246L244 259H243V256L239 257ZM253 264H257V263H253Z\"/></svg>",
  "mask_w": 264,
  "mask_h": 264
}]
</instances>
